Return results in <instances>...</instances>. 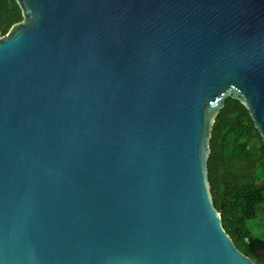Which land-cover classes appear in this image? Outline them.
<instances>
[{
  "label": "water",
  "instance_id": "water-1",
  "mask_svg": "<svg viewBox=\"0 0 264 264\" xmlns=\"http://www.w3.org/2000/svg\"><path fill=\"white\" fill-rule=\"evenodd\" d=\"M0 37V264H257L208 181L227 97L264 140V0H17Z\"/></svg>",
  "mask_w": 264,
  "mask_h": 264
},
{
  "label": "trees",
  "instance_id": "trees-1",
  "mask_svg": "<svg viewBox=\"0 0 264 264\" xmlns=\"http://www.w3.org/2000/svg\"><path fill=\"white\" fill-rule=\"evenodd\" d=\"M17 0H0V37L22 21ZM208 181L224 230L237 248L259 263L264 238L246 227L264 205V140L246 106L227 97L216 113L209 138Z\"/></svg>",
  "mask_w": 264,
  "mask_h": 264
},
{
  "label": "rangeland",
  "instance_id": "rangeland-1",
  "mask_svg": "<svg viewBox=\"0 0 264 264\" xmlns=\"http://www.w3.org/2000/svg\"><path fill=\"white\" fill-rule=\"evenodd\" d=\"M245 217L250 219L245 221V225L250 232H252L254 236L264 238V205L259 208L257 217H253L251 213H246ZM257 256L259 258V263L257 262V264H264V250L258 251Z\"/></svg>",
  "mask_w": 264,
  "mask_h": 264
}]
</instances>
